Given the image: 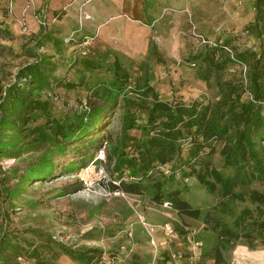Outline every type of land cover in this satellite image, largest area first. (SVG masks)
<instances>
[{"label":"rangeland","instance_id":"1","mask_svg":"<svg viewBox=\"0 0 264 264\" xmlns=\"http://www.w3.org/2000/svg\"><path fill=\"white\" fill-rule=\"evenodd\" d=\"M256 1L0 0V110L10 124H20L23 101L42 97L52 102V113L61 116L84 109L88 94L99 98L100 91L112 87L111 71L85 70L78 63L86 35L92 37L91 50L110 49L117 55L137 89L149 84L172 102L214 101L219 96L218 78L247 79L236 64L208 73L201 58H192L205 44L200 34L224 37L237 51H257L264 85V8L258 10ZM133 2L144 5L143 16L132 12ZM99 12L123 14L121 30L100 35ZM30 64L35 66L30 70L33 80L20 75ZM36 77L38 82H33ZM58 78L81 82L68 87ZM123 95L101 131V146L83 170H66L80 156L73 148L58 153L55 143L13 128L0 129V264H192L190 231L200 240L198 264H264V177L251 174L246 164L237 171L244 180L232 186L233 193L222 195L219 181L209 190L195 174L182 172L190 169L187 158L201 171L211 164L223 174L235 173V166L223 165L220 148L226 138L209 139L215 150L206 144L198 155L191 138H186L180 155L150 170L140 193L112 187V181L118 184L121 178L112 173L107 150L110 138L118 145L117 139L125 134ZM32 114L29 125L46 126L43 111ZM135 115L137 126L125 135L129 153H137L135 139L152 128L146 107H139ZM260 145L264 155V141ZM47 157L56 165L53 173L42 180L28 179L29 169ZM96 158L101 161L94 162ZM76 179L83 181V188L61 194L63 185ZM157 181L163 182L165 193L178 189L181 197L200 208V215L178 210L168 196L156 199ZM16 185L19 193L9 195ZM219 220L230 234H219L214 227ZM168 222L174 227L172 234L164 230ZM63 245L79 252L99 247L103 253L89 262L84 255L66 253Z\"/></svg>","mask_w":264,"mask_h":264},{"label":"trees","instance_id":"2","mask_svg":"<svg viewBox=\"0 0 264 264\" xmlns=\"http://www.w3.org/2000/svg\"><path fill=\"white\" fill-rule=\"evenodd\" d=\"M256 7L258 10H262L264 0H257ZM221 39L224 44L231 46L233 56L222 46L223 44H202L203 47L191 57L201 58L208 73L225 68L227 63L238 66L245 63L247 81L245 83L241 75L218 78L219 96L214 101L195 99L191 102L183 100L172 102L161 98L154 87L149 84L144 89H137L132 84L130 71L122 67L121 60L117 55H112L110 49L93 51L88 47L87 53H83L81 50L78 63L85 70L103 68L111 71L113 73L112 87L100 91L99 98L88 94L84 109H75V111L66 112L61 116L52 113V102L49 99L28 97L23 101L24 113L20 117V124L15 122L10 124V121L0 110L2 113L0 129L13 128L24 134H33L35 140L55 143L58 153L73 148V151L80 153L76 162H72L73 165L66 169L73 171L92 161L95 150L101 146L104 139L101 131L106 129L105 123L112 115L120 93H125L122 113L125 134L117 139L118 145L114 144L113 139L110 138L112 145L107 150V159L109 163H112V173H116V176L121 178L118 184L112 181L113 188L121 187L128 192L140 193L143 190V179L149 175L150 170L156 164L168 163L176 154L180 155L186 147L184 144L186 138H191L192 150L195 155H198L206 144L210 145L211 151L215 150L212 143L208 142L209 139L223 137L226 138L220 148L223 165L235 166V173L223 174L211 164H207L205 171H201L187 158L185 162L190 165V169H182V172L185 175L195 174L209 190H215L217 180L220 183L222 195L233 193L232 186L244 180L245 175L241 176L237 172L244 165L251 166L250 171L254 176L264 177V155L262 145H260V142L264 141V106L258 102V100L264 99V85L260 79L263 75L260 69L262 62L257 51L251 48L237 51L224 37ZM193 61L197 63L196 60ZM34 67L33 64L27 65L26 72L21 70L20 75L23 74L22 77L30 80L32 78L30 70H33ZM58 81L68 87H75L81 82L63 80L62 78H58ZM33 82H38L37 77ZM129 85H131L130 89ZM132 88L137 90L134 92L135 95L131 94ZM8 95L12 96L11 93ZM139 107L147 108L148 120L152 124V128L149 129V133L135 139L137 153H129L124 149L125 135L129 133V129L137 126L135 114ZM36 109L46 114L48 128L45 125L28 124L30 118L34 117L32 111ZM45 159L29 169L28 179L42 180L53 173L56 166L54 161L51 157ZM96 160L101 161L96 158L94 162ZM83 186V181L80 179L66 182L61 194L75 192ZM156 186V199L168 196L172 206L178 210L196 217L200 215V208L192 206L186 198L181 197L178 189L165 193L163 182L157 181ZM19 191V185H16L8 193L15 195ZM261 225L264 227V222ZM214 227L218 228L220 235L230 234L231 229L220 220ZM262 243L264 244V236ZM4 244L8 243L4 242ZM63 246L66 253L74 257L84 255L83 258L89 262L94 261L103 253V249L99 247H90L87 252H79L80 250ZM134 264L140 263L135 262Z\"/></svg>","mask_w":264,"mask_h":264},{"label":"built area","instance_id":"3","mask_svg":"<svg viewBox=\"0 0 264 264\" xmlns=\"http://www.w3.org/2000/svg\"><path fill=\"white\" fill-rule=\"evenodd\" d=\"M198 39L201 43H205V44H210V45H219V44H223L222 46L230 53L231 56H233V50L231 48V46H229L228 44H224L223 40L221 38H211V37H206L205 35H198ZM92 42V37L89 35H86L85 38L82 41V52L83 53H87L88 51V46L89 44ZM193 65H196L195 61L192 62ZM241 68L245 77V73H246V64L242 63L241 64ZM247 79H244V82L246 83ZM130 86V85H129ZM250 97L251 94H249ZM258 102H260L263 106H264V99L258 100ZM101 156H103V152H104V148L101 150ZM84 169V167H82V170ZM164 230L168 233V234H172L174 232V227L172 226V224L170 222L166 223V225H164ZM191 233L189 234V238L191 240V249H190V257L192 259V264H198L197 263V255H198V247L200 246V240L197 239L195 237V232L194 231H190ZM225 264H234V263H225Z\"/></svg>","mask_w":264,"mask_h":264},{"label":"crops","instance_id":"4","mask_svg":"<svg viewBox=\"0 0 264 264\" xmlns=\"http://www.w3.org/2000/svg\"><path fill=\"white\" fill-rule=\"evenodd\" d=\"M133 1H135V0H133ZM60 5L61 4H58V6H60ZM132 5H133V8L136 6L135 10H133L132 12L136 13L137 17L138 16L139 17L143 16V11H145L144 5H143V7H141L139 2L137 4H136V2H133ZM55 6H57V5H55ZM56 8L54 7V10H56ZM108 13L109 12H107V13L99 12L98 13V17L100 18V19L98 18L99 19V23L98 24L100 25L99 26V33L101 35L102 32L103 33L104 32H108L109 33L108 36H113L114 35L113 34L114 30L115 31H120L121 30V25L119 24L120 20H124L125 21L126 17H124L123 14H122L123 16L122 15L118 16V14L117 13L115 14L114 12H111L109 14ZM134 13H132V14L135 16ZM115 20H116V23H113ZM107 24H110L111 27H105ZM124 30H126V27L124 28ZM221 38H223V37H221Z\"/></svg>","mask_w":264,"mask_h":264}]
</instances>
